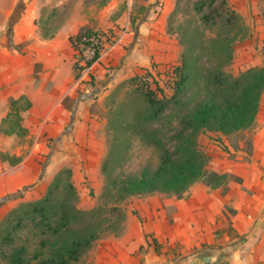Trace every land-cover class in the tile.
Instances as JSON below:
<instances>
[{
    "label": "rangeland",
    "instance_id": "374dc122",
    "mask_svg": "<svg viewBox=\"0 0 264 264\" xmlns=\"http://www.w3.org/2000/svg\"><path fill=\"white\" fill-rule=\"evenodd\" d=\"M153 1L155 7H163L162 0ZM150 3L17 0L9 15L0 13V25H4L0 43L7 46L15 45V25L26 10L37 13L35 25L23 23L20 32L23 37L35 33V37L16 45V50L27 56L12 59L10 78L0 85V221L28 203L48 199L44 226L28 221L19 228L18 244L33 250L41 239L51 242L57 236L49 227L71 220L69 225L75 231L89 227L100 233L86 262L98 241L123 234L131 203L151 196L176 197L155 192L116 200L109 180L139 176L145 168L156 169L161 148L150 140L153 131L166 147L175 149L179 122L196 100V80L184 96L186 106L172 99L175 68L189 46L196 48L190 56L213 69L223 59L222 46L232 43L233 57L224 67L230 78L264 66V0H258L254 13L238 12L240 21L227 26L220 20L204 21L202 14L207 8L196 10L201 0H172L165 25H158V29L148 25L140 32L137 22ZM82 27L101 35V56L90 66L86 61L91 55H81L70 40ZM145 75L157 98L166 102L165 109L152 119H146L150 111L146 87L140 81ZM22 94L32 102L22 113L27 134L5 133L1 124L10 110V98ZM263 127L264 92L255 124L236 131L207 127L197 135L208 167L234 175L227 189H216L225 194L231 184L243 183V174L249 176L253 142ZM20 156L22 159L14 163ZM193 185L213 189L201 182ZM96 209L99 213L92 218L80 214ZM74 210L78 214L64 218V212ZM6 263L0 253V264Z\"/></svg>",
    "mask_w": 264,
    "mask_h": 264
},
{
    "label": "trees",
    "instance_id": "16d2710c",
    "mask_svg": "<svg viewBox=\"0 0 264 264\" xmlns=\"http://www.w3.org/2000/svg\"><path fill=\"white\" fill-rule=\"evenodd\" d=\"M217 1L201 0V3L196 6L198 11L207 8L202 14L204 21L220 20L225 24L224 26L240 21L239 13L233 9L228 0H222L219 3ZM100 36L90 28L82 27L78 33L70 37L75 49H79L81 55L83 47L95 46V54L86 61L87 66L101 56ZM95 38H97L96 43L93 42ZM233 50L232 43L222 46L220 53L223 59L213 69H209L206 63L199 62L198 58L190 56L191 53L196 52L195 46H189L185 51L181 64L175 68L177 80L173 102L186 106L184 96L194 80H196L197 89L195 104L188 107L179 122L181 128L177 133V145L172 151L163 144L154 131L150 133L152 143L161 148L158 166L155 170L145 168L139 176L126 175L111 178L109 183L116 200L155 192L181 198L195 182H201L213 189L229 187L234 175L208 167L207 156L198 148L196 137L202 129L207 127L216 126L222 131H236L256 122L264 92V66L249 68L239 77L230 78L224 67L232 59ZM140 81L142 86L146 87L145 98L150 111L146 119L155 118L165 109L166 102L157 98L156 90L151 86L146 75L141 76ZM31 107L32 102L25 94L10 98V110L2 120L1 129L8 134L25 136L27 128L22 122V113ZM20 159H22L21 156L16 157L14 163ZM108 190L111 192L109 188ZM47 202L48 199L28 203L24 207L11 211L0 221V253L6 264H82L85 262L88 252L100 237V233L89 227L83 230L79 228L77 232L69 225L71 220L64 221L65 223L61 226L49 227L50 231L57 236L56 239L51 242L41 239L33 250L26 244L16 242L19 228L27 225L28 221L35 220L36 226L40 228L44 226L48 217ZM112 209L119 210L118 207ZM71 212H64V218L67 215L78 214L75 210ZM97 213H99L98 209L94 212H80L81 215L87 216L86 218H92Z\"/></svg>",
    "mask_w": 264,
    "mask_h": 264
},
{
    "label": "crops",
    "instance_id": "0c3cea01",
    "mask_svg": "<svg viewBox=\"0 0 264 264\" xmlns=\"http://www.w3.org/2000/svg\"><path fill=\"white\" fill-rule=\"evenodd\" d=\"M16 2L0 0V13L9 15ZM149 2L137 22L140 32L148 25L157 29L165 25L171 10L172 0H162L163 7ZM228 2L239 13H254L258 0ZM26 11L15 25V45L0 43V85L10 78L13 60L27 56L16 45L35 37V33L24 37L20 33L23 23L35 25L36 11ZM3 28L0 25V31ZM152 32L156 34V29ZM259 135L253 142L251 171L249 176L243 174V183L231 184L225 194L193 185L181 198L136 200L127 211L123 234L98 241L83 264H264V216L260 214L264 209V127Z\"/></svg>",
    "mask_w": 264,
    "mask_h": 264
},
{
    "label": "built area",
    "instance_id": "2783aa9c",
    "mask_svg": "<svg viewBox=\"0 0 264 264\" xmlns=\"http://www.w3.org/2000/svg\"><path fill=\"white\" fill-rule=\"evenodd\" d=\"M96 39L97 38H95L93 40L94 43H96ZM83 49H84L83 50V54H89V55H91V57L94 56V54H95V46L90 45V46H87V47H83Z\"/></svg>",
    "mask_w": 264,
    "mask_h": 264
},
{
    "label": "water",
    "instance_id": "95a60500",
    "mask_svg": "<svg viewBox=\"0 0 264 264\" xmlns=\"http://www.w3.org/2000/svg\"><path fill=\"white\" fill-rule=\"evenodd\" d=\"M260 214H261V217H263V216H264V209L262 210V212H261ZM261 231H262V229H260V230H259L258 234H260V233H261Z\"/></svg>",
    "mask_w": 264,
    "mask_h": 264
}]
</instances>
